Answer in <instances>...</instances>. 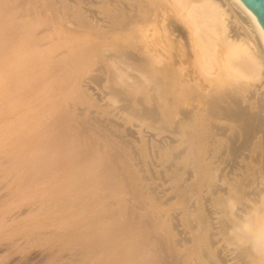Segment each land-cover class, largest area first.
<instances>
[{"label": "bare ground", "instance_id": "bare-ground-1", "mask_svg": "<svg viewBox=\"0 0 264 264\" xmlns=\"http://www.w3.org/2000/svg\"><path fill=\"white\" fill-rule=\"evenodd\" d=\"M10 1L12 3L13 0ZM8 5L0 9V41L2 40L3 44L0 65V117L2 118L1 127L5 132L2 137L5 141L3 144L6 148L16 152L10 153V156L8 154L0 156V178L7 175L5 174L7 168L15 171L24 169L27 173L25 177L22 176V180H24L22 185L32 189L39 184H50L52 171L61 167L62 164L56 163L49 154V151L53 150L50 146L52 141L44 140L43 143H40L39 140L43 133L49 138L47 121L50 119L45 117V114L48 113L45 110L49 104L45 107V103H43L41 106L44 110H39L37 113H20L21 109L26 106L24 98L27 99L32 93L35 96L41 94L37 91L39 88L36 84L39 82L37 83L35 71L32 69L30 72V70L24 69L23 65L27 67L32 63L34 66L42 65L48 68L50 62L56 59L58 54L55 58L53 57V54L48 50V44L44 43V37L39 35L40 31L34 37L31 35V41L23 42L21 47L17 41L14 43L12 37L19 38L20 22L25 15L22 14L20 8H12L14 6L9 7ZM59 8L57 9L59 10ZM93 14L92 17L95 16L97 19V16ZM64 15L68 14L65 12ZM26 17L28 16L26 15ZM47 19L52 21L53 17H47ZM71 24L73 25V22ZM111 24V28L118 36H121L123 31L127 33L128 51L122 57L128 61L127 68L129 66L131 71L142 78L143 84L148 87L149 91L157 92L161 114L153 104H151V108H147L141 101L142 97L133 99L126 89L114 86L112 84L113 77L109 80L107 77L103 78V69L98 70L100 63L97 64L98 69L94 70H91L89 65L83 69H80V66L76 67L77 75L73 81L79 85L81 99L88 101V106H93L95 110H98V107H108L111 100L116 99V102H119L117 103L118 108L122 103L119 109L120 115L124 114V117L127 115L134 120L146 122L147 127L151 129H154L158 124L162 131L170 133L172 137H165L168 139L158 141L148 131L137 133L132 129L124 128V133H116L104 125L103 130L106 129L109 132L108 137L106 135L104 137L116 139L117 141L113 140L114 142L110 139V142L127 152L126 157L129 162L125 158L129 164L125 167H128V170H125L124 165L120 167L125 163H122L124 160L122 161L117 155L109 154V163L115 168V175L112 176L122 182L127 198L124 197L126 199L122 200L118 198L119 196H114L116 200L112 201L100 195L95 199H89L87 196L80 199L78 204L64 206L67 201L64 204H59L57 209H52L57 215L52 214L58 218L60 215L65 216L67 210L69 215L75 212L76 216H79L81 213L92 211L93 206L97 205V209L92 212L94 214L79 227L86 226L109 233H107L109 236H105L124 253L122 259L117 260L114 264H264V31L256 16L241 0H113ZM178 24L183 25L186 29V37L176 31ZM111 28L109 27L110 30ZM43 30L42 32H44ZM51 30L50 33H54V30L52 32ZM53 37L55 38V36ZM116 50L113 51L117 54L119 51ZM109 58L113 59V57H108L107 61L109 62ZM38 74L41 75V73ZM103 82H106L105 85ZM145 95L147 96V94ZM79 101L81 102V100ZM253 102L255 103L253 104ZM83 110H79L80 116ZM106 113L111 114L110 111ZM67 115L69 116V114ZM165 119L173 121L171 123L173 126L161 124V122H167ZM91 120L98 123L100 119L98 120L95 116ZM102 120L104 121V119ZM62 121L64 119L59 122ZM109 121L116 125L115 127L122 128L119 123L114 122L115 120L109 118ZM65 129L69 131L70 128ZM84 136H86L85 133ZM99 137L101 138V135ZM57 139L59 138L57 137ZM74 144L73 146H76L78 142L76 145ZM177 144H181L182 148L176 150L174 155L171 152L172 159H166L164 151L173 149ZM109 150L108 152H112ZM63 153L68 152L63 151ZM86 153H90V151ZM61 157L63 156L61 155ZM78 157L76 158L77 163H81L83 160L79 162L80 158L78 159ZM58 158L60 159V157ZM175 162L182 163V166H178ZM92 163L93 161L90 164ZM98 166L96 168H99ZM160 166H163L164 170L161 172L157 170L155 173L153 169H158ZM102 167L104 166L102 165ZM145 168L148 169L150 175H147L148 171L146 172ZM67 169L65 170L67 171ZM84 169L88 168L83 167L81 170ZM174 172L176 175L173 174ZM99 174L102 172L99 171ZM71 176L73 177V175ZM10 178L11 176L5 177L7 182ZM74 179L76 180V178ZM74 179L72 178V181ZM152 179H159L164 183L171 184V187L169 186L170 188L165 190L168 194L159 191L157 185H152ZM92 183L89 184L92 185ZM118 185L120 186V184ZM64 189L67 190L61 186L57 192H63ZM108 190H112L111 187ZM47 191L39 192L45 194ZM147 195L150 198H146ZM123 201L127 202L128 206H124ZM151 201L161 206H167L170 210L153 209ZM12 203L13 201L10 204ZM51 205L42 206L39 204L34 208L22 210L23 212L17 214L16 217L9 215L10 217L7 216L8 218L5 217L6 219L2 221L5 222V225L10 224L12 228L13 226L19 228V220L24 214L28 213L31 218L43 217ZM151 213L154 220L160 223L158 225L162 237L156 233L158 230L156 223H151V220L146 219ZM183 217L186 219L183 220ZM50 225V223H44L43 227ZM27 226L29 227V225ZM183 226L186 227V230L183 229ZM56 237L59 236L53 234L45 237L44 240ZM35 241L32 238L25 242L32 244ZM10 245L12 244L10 243ZM18 248L16 249L18 250ZM54 249L48 254L46 253V256L43 255L44 257L34 255L32 258L36 260L37 264H74L78 262L83 264L82 261L90 260L94 253L93 250L86 248L81 252H72L74 248L71 247L61 250L56 248L57 251ZM5 250H1L0 247V254ZM66 251L69 253L66 254ZM84 251L87 254L83 255Z\"/></svg>", "mask_w": 264, "mask_h": 264}, {"label": "rangeland", "instance_id": "rangeland-1", "mask_svg": "<svg viewBox=\"0 0 264 264\" xmlns=\"http://www.w3.org/2000/svg\"><path fill=\"white\" fill-rule=\"evenodd\" d=\"M4 1H6L8 3H5ZM9 1L10 0H1L0 1V5H1L0 9H2L3 6H7L8 4H11L14 7H12L11 5L10 6L8 5V6L12 7V8H20L22 11V14L25 15L24 18L22 19V21L20 22V32H19V38L20 39L19 38L15 39V37L13 36L12 37L13 40L12 39L11 40L14 43L17 41L18 45L21 47L23 42L28 43L31 41V39H32L31 35H33V37H34V36L38 35V33H39L38 31H40L39 35L40 36L42 35L44 37V43L48 44V50L53 54V57L55 58V56L57 54L60 55V56L57 55L58 57L56 56L57 60L54 59L55 61L52 60L50 62V64L48 65V68H45L42 65H40V66L35 65L34 66L32 63H30V65H32V66L26 64L27 65V67H26L25 65H23L24 69L30 70V72H32L31 71L32 69H33V71H35L36 76H37V83L39 82L38 84H36V85H38V88H39L37 91L41 94L38 96L37 95L35 96L34 93H32L27 99L24 98V100L26 102L25 103L26 106H24L21 109L20 113H26V112L27 113L28 112L29 113H32V112L37 113V111H39V110H44L43 107L41 106L43 103H45V107H47V105L49 104L48 108L45 110L46 112H48L47 114H45V117L50 119V120L48 119L49 121H47L48 125H49L48 137L50 139L47 138L46 135L43 133V135L40 136L39 140H40V143H43L44 140L45 141L49 140V141L53 142V144H52V142L50 143V146L53 148V150L49 151V154L53 157V159L56 161V163L62 164L63 167L61 165V167H58L61 169L57 168V169H54L52 171L50 184H48V185H46L45 183L39 184V185L35 186V188H32V189L31 188L28 189L26 186L22 185L23 181H24V180H22V176L24 175V177H25L26 173H27L24 169H19V170L15 171V170H12L11 168H7L8 170L6 169V172H5V174H7V175L5 177L8 178L11 176L10 180H8V182H7L5 177L3 178V176H2L0 178V197L2 196V198H0V209H1L0 210V239H1L0 240V247H1V250H3V249L5 250L9 246V248L6 249V250L9 249L8 251L5 250L6 252L4 251L1 253L2 255L0 254L1 255L0 264H9V263L10 264H17V263L18 264H21V263H23V264H37V263H35L36 260H33V258H32L34 255H39L40 257L43 255L46 256V253L48 254L49 251L51 252L53 248H55L54 250L57 251V249L61 250L62 248H65V247L74 248L72 252H75V251L81 252L85 248L88 250H91V251L93 250L94 253L91 256V259L90 260L89 259L83 260L82 261L83 264H114V262H116L117 260L122 259V256L124 255V253L122 250H121L122 252L120 251L119 247H117V245L115 243L113 245V242L109 241L108 237H106V236H109V235H107L108 232L104 233L102 230L98 231V229L90 228V227L88 228L86 226L79 227V226H81V223H85V220L90 218V216L92 214H94L92 212L97 209V205L93 206V208L91 209L92 211H89L86 213H81L79 216H76L75 212L72 215H69V212L66 210V212H67L66 215L65 216L60 215V216H58V218H57V216H55V215H57V213L56 212L54 213V210L52 211V209H54V208L57 209L59 207L58 206L59 204H61V203L64 204V203H66V201H67V203L64 204V206H67V205L73 204V203L78 204L79 201L86 198L87 196H88L87 198H89V199L90 198L95 199L98 195H100L101 197L112 200V201L116 200L114 198V196H119L118 198L122 199V200H125L127 198V196H125L126 194H125L124 187L122 186L123 185L122 182L117 177L112 176V175H115V168L113 166H111V163H109L110 162L109 154L117 155L122 161L124 160L122 163L125 162L124 164L120 165V167L124 165L125 170H128V167H125V165L129 164L128 163L129 159L126 157L127 152H126V150H122V149L117 148L112 143L114 141H117L116 139L104 137L105 135H106V137H108L107 135H109V132H107L108 130H106V129L103 130L104 125L105 126L107 125L113 132H116V133H119V132L124 133V131H125L124 128L132 129L134 132H137V133H141L143 131L144 132L148 131V132L152 133L158 141L159 140L160 141L167 140L168 138H165V137H172V135L170 133L168 134V132L166 133L165 131H162L160 129L161 126L158 124L156 127H154V129H151V128L147 127L146 122H140L138 120H134L133 118H131L130 116H127V115H125V117H124V114L120 115L119 109L122 106V103L119 104V108H118L117 103H119V102H116V99H112L111 103H109L110 105L106 108L98 107V110H95L93 106H88V104H87L88 101L81 99L82 97L80 95L79 88H78L79 85L75 81H73V78L77 75V71H76L77 66H80V69H83V67L89 65L91 70L98 69V67H99L98 70L101 71L103 69V74H102L103 78L107 77V79L109 80V79H111V77H113L114 81L113 82L111 81V82H112V84H114V86H116V87L119 86L120 88L126 89V91L130 94V96H132L133 99H136V97H142V99L141 98L140 99L147 108H151L152 107L151 104H153L154 108L158 109L159 110V111L157 110L158 113L161 114V112H160L161 106L159 105V103L157 101V92H154V91L150 92L148 87H146V85L143 84L144 81H142V78L140 76L138 77V75L136 73L131 71L129 66L127 68L128 61L126 60L125 57H122V55L123 54L125 55L126 52L128 51L127 33L124 31L121 32V36H122L121 37V36H118L117 33L113 31V28H111L112 27L111 22H112V16H113V0H85V2H84V0H18V2H17V0H13L12 3H11V1L9 3ZM63 5H64V7H63ZM29 8H30V10H32L31 12H30ZM57 8H59V10ZM54 9H56V10H54ZM34 11H35V13H33ZM55 11H57L56 14H55ZM58 12H60V13H58ZM65 12L68 15H64ZM33 14H35V15H33ZM40 14H42V16H40ZM47 14H49V15H47ZM89 14H91V15H89ZM92 14L96 15L97 19L95 16L92 17ZM26 15L28 17H26ZM29 15H30V17H29ZM87 15H89V16H87ZM51 16L53 17V20L49 21V19H47V17L49 18ZM35 17H36V19H35ZM92 18H93V20H92ZM98 18H99V20H98ZM30 19H32L33 21L32 20L30 21ZM47 20L50 22V24L48 23ZM84 20H86L89 24ZM67 21H69V22L67 23ZM70 21L73 22V25L71 24ZM95 21H96V24H95ZM30 22L32 23V25ZM101 23H103V24H101ZM76 25H78V27H76ZM95 25H96V27H95ZM50 27L52 29V30L50 29L51 32L54 30L53 32L55 34L54 33H52V34H54L53 36H55V38H57V39H55L52 36V34L50 33V30H49ZM104 27H106V28H104ZM109 27L111 28V30L109 29ZM177 27L178 28L176 29V31L178 33H180L181 35H183L184 37H186L187 32H186V29L184 28V26L181 24H178ZM39 28H40V30H39ZM42 29H44L43 30L44 32H42ZM36 30H37V33H36ZM47 34H48V36H47ZM124 35H126V36H124ZM26 37H27V39H25ZM0 39H1V16H0ZM125 39H126V41H125ZM1 41H0V65H1V59H2L1 54H2V50H3V47H2L3 44ZM25 45H27V44H25ZM116 48H118L119 50L118 49L116 50ZM114 49L117 52L119 51L118 52L119 54L121 51V54L120 55L118 53L116 54V52L113 51ZM61 52L62 53L64 52V54H62ZM81 57H83V58H81ZM108 57H113V59L111 58L112 59L111 60L109 58V60H110V62H109V61H107ZM114 59H115V61L113 62ZM96 60L99 62L96 63L97 62ZM99 63H100V65H99ZM54 64L57 66H55ZM39 67H41L43 70L45 69L46 71H43ZM70 68H72V69H70ZM0 70H1V68H0ZM42 71H43V73H42ZM38 73H41V75ZM67 73H68V75H67ZM60 74H62V75L60 76ZM105 74H107V75H105ZM55 78H56V80H54ZM52 82H55L56 84H54V83L52 84ZM103 83H104L103 85H105L106 82H103ZM42 89L44 90L43 92H42ZM45 90H50V91H45ZM47 92H48V94H47ZM42 93H44V94L42 95ZM131 94H133V95H131ZM145 94H147V96ZM43 97H45V98H43ZM77 98H80V99H77ZM41 99H42V101H39ZM79 100H81V102ZM113 102L115 103L114 105H113ZM254 103L255 102H253V104ZM84 104H86V105H84ZM76 107H77V109H76ZM91 107H93V108H91ZM78 109L79 110L84 109L81 116L79 115L81 112ZM107 111H110L111 114H107L106 113ZM91 112H94V113L91 114ZM66 113L69 114V116ZM74 113H75V115H74ZM88 115H90V116H88ZM91 116L93 118H95V116H96V118H98V120L100 119L98 122L99 125H98V123L93 122V120H91V118H92ZM88 117H89V119H88ZM109 118H110V120H113V121L115 120L114 122H117L116 124L119 123V125H121L122 128L120 129L118 127H115L116 125L111 124V121H109ZM1 119L2 118L0 117V127L2 124ZM61 119H64V121L61 122L62 124L59 122V121H61ZM67 119L68 120L73 119V120L68 121ZM102 119H104V121ZM74 120L76 123L74 122ZM56 121L59 123H54ZM78 121H80L81 123ZM165 121H167V122H165V123L161 122V124H167V125L173 126V124H171L173 121L171 122V120L169 121L167 119H165ZM68 122H69V124H68ZM89 123H91V124H89ZM79 124H80V126H79ZM59 125L61 128L59 127ZM134 125H135V127H134ZM136 125H138V126H136ZM65 128H70V129H68L69 131H66L67 129H65ZM0 129H1L0 130V143L2 142L0 144V156H5L6 154H8V156H10V153L13 154V152H16V151L5 147V144H3V143H5V141L2 138L3 133H5V132H3L4 129L2 127ZM60 129H62V130L59 131ZM93 130H95L97 133ZM57 131L59 132L58 134H57ZM68 132H70V133H68ZM99 132H100V134H99ZM84 133L86 136H84ZM53 134H54V136H53ZM55 134H57V135H55ZM63 135H64V137H62ZM77 135H79V136H77ZM97 135H98V137H97ZM100 135H101V138L99 137ZM69 136H71V137H69ZM81 136H82V138H81ZM57 137L59 139H57ZM110 139H112L111 140L112 142H110ZM39 140L37 139V142H39ZM69 140H70V142H69ZM221 140H223V139H221ZM86 141H88L89 143ZM62 142H64V143H62ZM71 142L73 144L75 142L77 144V142H78V144L77 145L74 144L76 146H73V144ZM90 142H92V144H90ZM65 143L67 146L65 145ZM80 143H81V145H80ZM97 143H99V144H97ZM110 144H112V145H110ZM57 145H59V146H57ZM99 146L102 149H100ZM181 146H182L181 144H177L173 149L164 151V155H165V157H167L166 159H169V160L172 159V156L175 154L176 150H178V149L180 150L182 148ZM105 147L106 148L108 147V149H106ZM92 149L95 151H93ZM109 149L112 150V152ZM108 150L110 152H108ZM63 151L65 153L66 152H68V153L64 154ZM89 151H90V153H86ZM99 151H100V153H99ZM171 152L173 155L171 154ZM72 154H75L76 156H74ZM61 155L63 157H61ZM89 155H90V157H89ZM96 155H98V156L96 157ZM105 156H106V158H105ZM58 157H60V159ZM77 157H78V159L80 158L79 162H81L82 160L83 161L81 163H77L78 162L76 159ZM125 157L127 158L128 162H127ZM57 159H59L58 160L59 162L57 161ZM70 159H72V160H70ZM92 161H93V163H92L93 166H92V164H90ZM75 162H76V164H75ZM85 162H86V164H85ZM175 163H177L178 166H182V163H180V162H175ZM73 164H75V166H73ZM79 164H80V166H79ZM70 165H71V167H68ZM96 165L97 166L100 165V166H98L99 168H96L97 167ZM102 165L104 167H102ZM83 167L88 168V169L81 170V169H83ZM111 167H112V169H111ZM102 168L105 172L102 170ZM65 169H67V171ZM69 169H70V171H69ZM89 170H91V171H89ZM112 170H114V171H112ZM131 170L133 171V168ZM153 170L156 173L157 170L159 172H161L164 170V168H163V166H160L158 169H153ZM99 171L102 172V174H99ZM145 171L147 172L148 169L145 168ZM62 172H64V173L62 174ZM65 173H67V174H65ZM76 173H77V175H75ZM11 174L14 175V178H13V175H11ZM93 174H94V177L96 176L95 178L93 177ZM173 174L176 175L175 172ZM71 175H73V177ZM80 175H81V177L82 176H84V177L86 176V177L81 178ZM147 175H150L149 171L147 172ZM57 176H58V178H56ZM66 176H70V177H66ZM77 177L79 178V180ZM98 177H100V178H98ZM102 177H104V178H102ZM72 178L73 179L76 178V180L74 179L73 181H75V182L77 181L76 183H78L77 184L78 186L76 185L75 182L72 181ZM159 178H160V176H159ZM54 179H55V181H53ZM84 179H86V180H84ZM67 181H69V182H67ZM70 181H72V182H70ZM80 181H81V183L79 184ZM151 181H152V185H155V186L157 185L156 187L159 188V191H161L162 193H164L165 190L168 189L169 186L171 187V184L164 183L162 180H159V179L158 180L152 179ZM91 182H93L92 185H90ZM94 182H96V183H94ZM65 183H67V184L65 185ZM69 184L72 186H70ZM105 184H107V185H105ZM118 184H120V186ZM67 185H69V186H67ZM73 185H75V186L73 187ZM38 186H40V187H38ZM61 186L62 187L64 186L68 191L64 189L65 191H63V192H57L59 187H61ZM82 187L83 188L85 187L86 189L84 190ZM110 187L112 190L113 189L114 190L113 191L108 190V189H110ZM80 188H82V189L79 190ZM74 189H75V191H74ZM42 190L43 191L48 190V191L45 194H40V192H43ZM51 190L52 191L55 190L56 192L55 191L52 192ZM5 192H7V193L9 192V194L7 195V193H5ZM82 192H84V193H82ZM49 193L50 194L53 193V194L50 195ZM57 194L59 197L57 196ZM89 194L91 195V197ZM110 194H111V196H110ZM165 194H168V192H165ZM68 195H70V196H68ZM124 197H126V198H124ZM145 197L150 198L148 195ZM12 198H16V199H12ZM12 201H13V203H12L13 205L10 204ZM115 202H117V201H115ZM14 203H15V205H14ZM151 203L153 205V209L158 208V210H162V211H164V209L166 211L170 210L167 206H161L154 201H151ZM39 204L42 206H46V205L48 206V205L52 204L51 207L46 212L47 214L43 215V217H39V218L32 217L31 218V217H29L28 213H26L19 220V225H20L19 228H15V226H13V228H12V226L10 224L5 225L4 224L5 222L2 221L3 219H6L12 215L16 217L17 214H20L24 210H27L28 208L29 209L34 208L37 205L39 206ZM123 204H124V206H128L127 202L124 203V201H123ZM10 205H12V206H10ZM5 206L7 207L6 209H5ZM54 206H56V207H54ZM2 207H3V209H2ZM52 213L55 215H53ZM88 215H89V217H88ZM74 219H75V221H74ZM146 219L148 221L151 220L150 221L151 223H154V224L156 223V227L158 228L156 233L158 234L159 237H162V233L160 232L159 225H158L160 223L159 222L157 223V221L154 220L152 213L149 214ZM182 219L185 220L186 218L183 217ZM25 220H26V222H25ZM78 221H80V222H78ZM44 223H48V224L50 223L51 225L49 227H43ZM73 223H75L77 225H74ZM3 224H4V226H3ZM27 225H29V227ZM71 225H72V228H74V227L75 228L74 229L70 228ZM2 226H3V228H2ZM185 228L186 227L183 226L184 230H186ZM80 231H82V232H80ZM89 231H90V233H89ZM13 232H14V234H13ZM86 232H88V233H86ZM50 234L51 235L54 234V235L59 236V237L44 240L45 237L51 236ZM26 237H27V239L33 238L37 242L35 241L32 244H30V243L27 244L25 242L27 240ZM39 237H41V238H39ZM86 237H88V238H86ZM40 239H41V242H40ZM54 239H55V241H54ZM22 240H24V241H22ZM50 240H51V243H50ZM106 240H108L109 242ZM52 241H54V242H52ZM97 241H99V242H97ZM3 242H5V243H3ZM6 242H8L7 245H6ZM10 243L12 245H10ZM16 243H18V244H16ZM25 244H26V246H25ZM111 244H112V246H111ZM1 245L7 246V247H2ZM17 247H19L18 250L16 249ZM67 252L68 251H66L65 253L67 254ZM85 254H87L86 251H84L83 255H85ZM104 255H105V257H104ZM108 256H110V257H108ZM5 258H7V259H5ZM31 258H32V260H31ZM66 260H68V259H66ZM29 261H31V262H29ZM59 264H61V263H59ZM74 264H79V262L74 263Z\"/></svg>", "mask_w": 264, "mask_h": 264}, {"label": "water", "instance_id": "water-1", "mask_svg": "<svg viewBox=\"0 0 264 264\" xmlns=\"http://www.w3.org/2000/svg\"><path fill=\"white\" fill-rule=\"evenodd\" d=\"M243 4L256 16L264 31V0H241Z\"/></svg>", "mask_w": 264, "mask_h": 264}]
</instances>
